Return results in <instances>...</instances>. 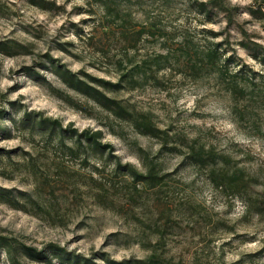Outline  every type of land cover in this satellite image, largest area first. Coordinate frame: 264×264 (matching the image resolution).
<instances>
[{"label": "trees", "instance_id": "trees-1", "mask_svg": "<svg viewBox=\"0 0 264 264\" xmlns=\"http://www.w3.org/2000/svg\"><path fill=\"white\" fill-rule=\"evenodd\" d=\"M28 1L40 8H52L48 0ZM87 2L92 7L88 10V19L96 21L95 32L87 39L105 54L116 70L115 79L93 75L83 68L74 70L51 51L39 54L37 66L50 69L68 90L106 111L110 119L103 122L106 127L114 129L115 122L127 124L139 134L154 138L160 145V153L177 154L213 187L239 197L246 212L264 220V181H260L245 164L206 140L201 132L191 134L171 123L162 127L151 110L137 108L135 102L114 93L146 86L169 90L170 82L177 74L183 79H213L216 88L229 97V109L236 123L249 136L261 138L264 136V45L254 40L239 42L260 62L262 70H255L227 48L228 39L216 40L223 32L206 27L198 31L176 25L174 29L168 28L170 20L163 22L161 16L169 17L178 0ZM188 8L190 12L196 11L198 21L202 23L213 21L221 11H228V19L232 21L236 9L229 7L226 0H191ZM2 9L0 2V11ZM250 11L257 13L255 8ZM258 11L264 15L262 6ZM97 39L102 41L101 45L97 44ZM144 42L146 45L155 42L161 47L164 45L165 49L140 53ZM68 44L65 42L59 47L69 50ZM113 49L116 53L111 55ZM0 52L14 55L32 53L33 50L29 44L6 38L0 39ZM24 70L29 75L44 77L33 65L25 66ZM52 87L56 95L76 109H82V104L71 92ZM11 109L21 116L12 115ZM4 121H10L11 126H2ZM13 129L27 137L30 148L17 153L23 158L13 160L11 171H24L32 179L34 189L0 186L1 201L54 224L61 217V199L81 202L90 198L103 208L117 212L127 206L129 209L122 212L129 217L134 215H129L131 209L138 207L143 215L136 214L135 224L139 226L136 239L149 252L143 257L121 259L112 257L105 250L86 256L56 242L36 248L0 233V246L11 263L24 264L18 257L20 252L34 263L52 262L56 257L60 264H101L97 259H102L104 264H225L203 259L200 255H194L186 262L165 253L167 240L174 236L176 227L182 226L181 221L195 225L206 216L191 196L176 200L175 194L185 190L187 184L174 175L176 169L165 167L160 156L151 158L149 151L142 147L140 149L146 151L145 156H141L142 167L124 162L116 154V146L104 140L102 129H80L72 122L64 124L61 118L47 115L43 110L18 105V100H12L0 109V132L10 135ZM113 131L123 137L122 133ZM17 150L3 148L0 160L2 154L11 159V154ZM7 173V168L0 170V174Z\"/></svg>", "mask_w": 264, "mask_h": 264}, {"label": "rangeland", "instance_id": "rangeland-1", "mask_svg": "<svg viewBox=\"0 0 264 264\" xmlns=\"http://www.w3.org/2000/svg\"><path fill=\"white\" fill-rule=\"evenodd\" d=\"M48 1L52 8H40L28 0H0L3 6L0 11V39L14 38L29 44L33 50L32 53L14 55L0 52V109L8 106L10 101L18 100V105L43 110L47 115L61 118L64 124L72 122L80 129H102L104 140L116 146L115 152L124 162L130 161L142 167L141 156L144 157V150H148L151 158L160 156L167 169H176L174 175L187 184L184 186L185 190H179L175 194L176 200L191 196L193 202L200 204L206 217L200 218V222L195 225L181 221L182 226L176 227L174 236L167 240L166 254L173 255L176 259L182 258L186 262L192 260L194 255H200L203 259L223 261L225 264H264V220L246 212L239 197L213 187L194 168L184 164L177 154L160 153V145L154 138L139 134L127 124L115 122L114 129L106 127L103 122L110 120L106 111L68 90L50 69H40L37 66L39 54L51 51L74 70L83 68L93 75L113 79L116 77V70L107 61L105 54L87 39L89 34L95 32L93 27L96 22L88 19V10L92 7L87 0ZM189 2L191 0H178L175 11L169 17L163 18L162 14L163 22L170 20L168 28L174 29L176 25L198 31L206 27L223 32L216 40L225 37L228 39L227 48L231 52L240 56L255 70H262L260 62L239 42L254 40L264 45V15L258 11L262 6L264 12V0H226L229 7H236L233 10V20L229 21L228 11H221L213 21L204 23L198 21L195 10L190 12ZM252 8L257 13L252 14ZM98 40L97 44L101 45L102 41ZM65 42L70 43L67 45L69 50L60 49L59 46ZM146 42L141 45L140 53L165 49L164 45L162 48L158 43L148 42L146 45ZM114 50L116 49L111 51V55L116 53ZM27 65L36 67L44 77L29 75L24 70ZM52 86L71 92L82 104V109H76L56 95ZM114 93L135 102L137 108L151 110L162 127L171 123L191 134L201 132L206 140L232 154L258 176L260 181H264V136H249L236 123L229 109V97L216 88L213 79H183L177 74L170 82L169 90L146 86ZM11 111L12 115L18 114L17 118L21 116L15 109ZM1 125L11 126V122L4 121ZM113 130L122 133L123 137ZM28 141L26 136L15 129L10 135L0 132V148H18L16 153L11 154V159L2 154L0 170L7 168L9 173L0 174V186L34 189L32 179L24 171H11L13 160L23 158L17 153L30 148ZM142 147L144 150L140 149ZM48 190L49 187L47 193ZM59 202L61 217L54 224L0 200V233L36 248L56 242L86 256L102 250L117 259L148 254L149 250L136 239L139 231V226L135 224L136 214L143 215L142 211L137 210L138 207L131 209L129 215H134L129 217L125 213L129 209L127 206L117 212L103 208L90 198L81 202L63 199ZM18 257L24 264H60L56 257L52 262L38 263L20 252ZM97 262L104 264L102 259H97ZM0 264H13L1 246Z\"/></svg>", "mask_w": 264, "mask_h": 264}]
</instances>
